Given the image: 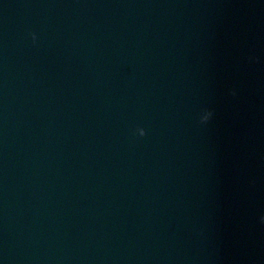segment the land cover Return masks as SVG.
<instances>
[{
    "label": "water",
    "instance_id": "95a60500",
    "mask_svg": "<svg viewBox=\"0 0 264 264\" xmlns=\"http://www.w3.org/2000/svg\"><path fill=\"white\" fill-rule=\"evenodd\" d=\"M0 264H264V0H0Z\"/></svg>",
    "mask_w": 264,
    "mask_h": 264
},
{
    "label": "clouds",
    "instance_id": "9594fccd",
    "mask_svg": "<svg viewBox=\"0 0 264 264\" xmlns=\"http://www.w3.org/2000/svg\"><path fill=\"white\" fill-rule=\"evenodd\" d=\"M211 115H212L211 112L207 113V114L204 116L203 121H204V122L208 121L209 118L211 117ZM139 132H140V135H141V136H143V135L146 134L145 131H144V129H140Z\"/></svg>",
    "mask_w": 264,
    "mask_h": 264
}]
</instances>
